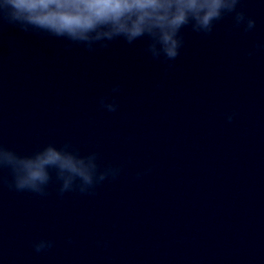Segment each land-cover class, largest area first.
<instances>
[{
    "label": "clouds",
    "instance_id": "9594fccd",
    "mask_svg": "<svg viewBox=\"0 0 264 264\" xmlns=\"http://www.w3.org/2000/svg\"><path fill=\"white\" fill-rule=\"evenodd\" d=\"M244 0H0V23L41 37L66 41L65 47L82 46L89 52L106 49L117 40L132 45L144 40L143 51L153 60L172 67L184 46V29L210 35L218 22L231 17L233 26L245 33L256 27V20L242 7ZM256 45L247 53L255 54ZM116 83L111 93H119ZM100 108L115 113L116 96H101ZM235 112L226 113L231 123ZM99 153L81 155L70 141L60 146L49 142L31 154H20L0 138V188L7 186L17 193L29 192L40 197L49 195V185H58V195L78 191L92 194L108 179H116L122 164L102 166ZM145 172L137 173V177ZM55 176L53 177L52 172ZM7 173V174H5ZM101 243V242H98ZM107 246V241L102 242ZM54 246L51 239L32 242L37 253Z\"/></svg>",
    "mask_w": 264,
    "mask_h": 264
}]
</instances>
